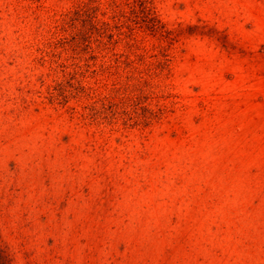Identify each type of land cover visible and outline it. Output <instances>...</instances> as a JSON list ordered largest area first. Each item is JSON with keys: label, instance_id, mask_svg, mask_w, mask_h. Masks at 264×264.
<instances>
[{"label": "rangeland", "instance_id": "rangeland-1", "mask_svg": "<svg viewBox=\"0 0 264 264\" xmlns=\"http://www.w3.org/2000/svg\"><path fill=\"white\" fill-rule=\"evenodd\" d=\"M0 264H264V0H0Z\"/></svg>", "mask_w": 264, "mask_h": 264}]
</instances>
